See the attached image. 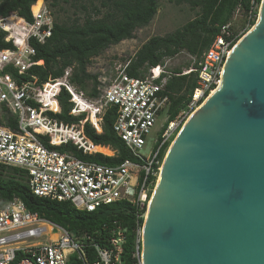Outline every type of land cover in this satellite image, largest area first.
<instances>
[{"label":"built area","instance_id":"built-area-1","mask_svg":"<svg viewBox=\"0 0 264 264\" xmlns=\"http://www.w3.org/2000/svg\"><path fill=\"white\" fill-rule=\"evenodd\" d=\"M33 5L32 21L17 12L0 17V31H5L4 39L13 44L0 48V164L22 170L37 196L69 201L87 211L119 201H128L138 212L144 211L138 216L142 221L137 219L131 252V264H144V225L166 153L188 118L222 83L227 59L253 26L250 20L254 17L250 14L241 29H234L231 21L223 25L199 57L182 50L155 66L141 68L138 75L128 72L131 58L115 62L109 72L98 74V94L90 96L71 80L72 67H67L62 76L43 82L30 74L33 65L44 62L35 59L37 51L31 41L45 43L54 24L44 2L37 12ZM10 16L19 21L8 24ZM185 51L191 64L182 69L168 66ZM193 71L197 73L196 86L186 105L170 119L171 99L166 85L174 75ZM62 89L70 94L71 114L95 115L98 124L87 118L76 126L54 117L50 112H61L58 96ZM54 103L58 110L53 108ZM109 109L115 111L114 131L131 158L110 164L82 159L68 148H57L73 144L84 154L100 153L92 152L95 144L83 125L89 121L102 132ZM110 148L113 154L107 156H117L119 151ZM126 231L114 221L107 228L105 243H101L88 232L76 234L41 217L16 197L0 207V264H125Z\"/></svg>","mask_w":264,"mask_h":264},{"label":"water","instance_id":"water-1","mask_svg":"<svg viewBox=\"0 0 264 264\" xmlns=\"http://www.w3.org/2000/svg\"><path fill=\"white\" fill-rule=\"evenodd\" d=\"M144 264H264V0L222 84L170 148L143 231Z\"/></svg>","mask_w":264,"mask_h":264},{"label":"trees","instance_id":"trees-1","mask_svg":"<svg viewBox=\"0 0 264 264\" xmlns=\"http://www.w3.org/2000/svg\"><path fill=\"white\" fill-rule=\"evenodd\" d=\"M39 0H0V17L8 16L13 12L33 20L31 6ZM53 6L59 5L61 0H47ZM177 4L189 2L193 8L199 7L197 15L187 21L174 32L165 36H152L131 57L128 72L138 75L140 69L146 66L159 64L164 57L172 56L177 52L186 50L198 57L212 44L219 34L221 27L231 21L238 8L244 10L253 19L255 24L258 8L262 0H173ZM93 4V14L88 13L81 22L76 19L73 23L55 22L52 35L45 43L32 40L36 48L35 59H42V64H35L30 69V74L38 76L40 82L48 78H57L64 74L67 67L73 68L71 80L81 89H85L88 82H92L90 96L98 94V75L88 72L87 66L91 58L102 53L112 44H117L124 39L135 37L137 28L148 25L159 9V0H101V6L107 8L104 17L99 15L101 8ZM87 9V6H84ZM5 31H0V48L13 47L12 42L4 39ZM179 71V69H176ZM196 72L190 74L174 75L166 85L170 95L171 105L169 108L170 119L186 105L188 96L196 86ZM61 105L60 113L50 112L58 120L68 124H80L84 120L85 113L71 114L73 103L70 94L62 89L59 96ZM115 111L109 109L103 118L102 132L86 121L83 125L84 132L95 145L111 146L118 150L117 156H107L103 153L84 154L73 144L67 147L59 146L60 150L70 149L75 155L86 160H96L103 163L115 164L126 158H131L125 144L115 133L113 123ZM16 127V124H12ZM164 152H161L163 155ZM16 197L22 199L27 208L38 213L41 217L49 219L68 230L81 234L88 232L101 243L109 235L108 226L114 221L125 227L126 244L124 250L125 264H131V252L135 246L137 208L128 201H119L99 207L94 211L77 209L69 201L50 200L35 195L22 170L0 164V207L7 206ZM107 228L105 229V227ZM101 239V240H100ZM103 240V241H102Z\"/></svg>","mask_w":264,"mask_h":264},{"label":"rangeland","instance_id":"rangeland-1","mask_svg":"<svg viewBox=\"0 0 264 264\" xmlns=\"http://www.w3.org/2000/svg\"><path fill=\"white\" fill-rule=\"evenodd\" d=\"M42 1L48 6L53 20L59 23L69 24L73 23L76 19L82 22L88 13H94L91 0H61L59 5L56 6H53L50 1ZM94 5L101 8V13L99 15L94 14V17H104L107 13V8L101 6V0H94ZM84 6H87V9H85ZM259 9L260 6L258 8V14ZM198 11L199 7L193 8L189 2L177 4L173 0H159V9L152 21L146 26L137 28L134 32V38L124 39L117 44H112L99 55L92 57L87 66L88 72L97 75L106 70L109 72L115 62H123L126 59L131 58L142 46V44L152 36H165L168 33L174 32L187 21L193 19L197 15ZM248 17L249 14L244 10V8L241 7L239 11L236 10L231 18L234 29H241L242 27H245L248 22ZM187 64H191V61L188 53L185 51L174 57L168 66L171 68L182 69L183 67H186ZM92 86V82L87 83V86L84 89L87 95L90 94ZM53 108L58 110L57 104L54 103ZM87 118L90 119V115L88 116L85 114L84 120ZM91 119L93 122H97L95 115H92ZM80 124H76V126H80ZM93 146L95 145H92L91 150L92 152H95L96 150ZM99 146L109 148L111 154L100 150H97V152H101L106 155L113 154V150L110 148L111 146ZM142 152L147 153V150L143 149Z\"/></svg>","mask_w":264,"mask_h":264},{"label":"bare ground","instance_id":"bare-ground-1","mask_svg":"<svg viewBox=\"0 0 264 264\" xmlns=\"http://www.w3.org/2000/svg\"><path fill=\"white\" fill-rule=\"evenodd\" d=\"M42 3H43V1L42 0H39V1H37L36 2V4H34L33 5V11L34 12H37L38 10H39V8L41 7V5H42ZM19 20L15 17V16H10L9 18H8V20H7V22H8V24H11V23H17ZM40 63H42V62H40ZM222 84V83H221ZM220 84V85H221ZM200 108V107H199ZM198 108V109H199ZM196 111V110H195ZM194 111V112H195ZM194 112H193V114H194ZM192 114V115H193ZM191 115V116H192ZM190 116V117H191ZM96 117V116H95ZM189 117V118H190ZM91 118V117H90ZM97 118V117H96ZM189 118H188V120H189ZM92 120V119H91ZM187 120V121H188ZM186 121V122H187ZM93 122V121H92ZM95 124H98V119H97V122H94ZM186 124V123H185ZM184 124V125H185ZM98 127H100V126H98ZM179 134V133H178ZM176 139V138H175ZM175 139H174V141H175ZM174 141H173V143H172V145L170 146V148L173 146V144H174ZM93 148L96 150V152H97V150H100V151H103V152H105V153H108V154H111V151H110V149L109 148H106V147H103V146H99V145H95V146H93ZM170 148H169V150H170ZM169 150L167 151V153H166V156H167V154H168V152H169ZM161 177V176H160ZM160 179V178H159ZM159 183V182H158ZM150 204H151V202H150ZM150 208V207H149ZM148 212H149V210H148ZM148 212H147V215H148Z\"/></svg>","mask_w":264,"mask_h":264}]
</instances>
